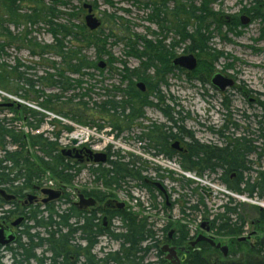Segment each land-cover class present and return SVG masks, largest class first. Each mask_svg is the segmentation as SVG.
<instances>
[{
    "label": "rangeland",
    "instance_id": "obj_1",
    "mask_svg": "<svg viewBox=\"0 0 264 264\" xmlns=\"http://www.w3.org/2000/svg\"><path fill=\"white\" fill-rule=\"evenodd\" d=\"M95 1L42 0L36 12H33V9L36 8L35 3L29 0L22 1L20 3L22 10L19 11L18 17L10 20L7 16L2 18L4 29H8L7 31L12 33V37H15V40L3 38L0 41V45L4 48L3 52L0 51V66L4 68L5 65V69L8 70L9 67L20 61L23 66L21 71L26 73L24 76L35 82L36 90L41 91L43 99L44 97L61 95L59 91L49 89V84L42 81V78L47 75L54 74L56 69L63 68L61 59L56 55V50L48 49L41 56L34 57L32 56V49L55 46L57 39L63 41V36H61V27L63 26L72 27L78 32L79 30L76 29L86 27L85 17L88 16V12L83 9V5L87 3L92 7L94 6V16L103 22V26L98 30L100 33H97L99 34L97 36L103 40L102 49L105 47V53L98 55L94 47H89L83 52V55L92 62V68L87 70V76L83 80L85 84L82 88L80 90L74 88L72 92L63 95L64 100L62 102L75 99L74 104L81 105L86 110L95 113V111H98L99 106L106 101L112 100L114 103H120L122 100H128L129 103L136 106L154 107L155 110H158V113L153 110H145L143 113L145 115L143 117L144 120L136 124L139 126L133 127V130L124 127V131L119 133V137H117V134L113 136V131H111L109 126H104L103 121H100L98 116L96 118L98 119L96 122L97 126H91L65 119L54 113L45 112L51 120L57 119L62 121L63 124L73 127L72 133L86 131L90 136L88 144L92 148L105 149L112 146L115 152L121 156H128L129 160L132 158L130 155L137 156L135 159L138 158L141 164L145 161V158L142 160L143 158L140 156L143 153L141 147L128 146L121 139L127 135L139 136L143 129L150 126L149 118L153 115L159 118L161 124L169 126L170 119L160 113L161 108L159 106L170 107L173 110L172 117L178 119V122L181 123L182 132L184 129L187 135L184 136V140L187 142L194 139L200 145L208 146L210 143L222 139V134H224V138L227 139L228 143L244 137L257 143L261 142L258 137L260 136V123L263 124L264 129V109H262L264 105V21L260 18L253 19L251 16V22L246 26L239 21L240 18L247 17L242 15V12L250 8L253 0H218L216 4L212 5V8L224 18L221 27L209 20L211 39L206 44V49L210 50L212 54L216 53L217 57H219V59H213V64L210 63L209 57H206L204 52L200 54L199 51L192 52L188 49L190 45L195 47L199 44H191L187 41L178 42V37L173 29L175 24L171 23L173 21L172 18H170V25L167 30L163 31L157 25L149 22L150 10L143 9L137 0H111L110 3H113L112 5L105 4L104 0H98L97 8L94 5ZM262 1L264 2V0ZM172 8L173 6L170 9L172 10ZM1 14L2 11L0 10ZM2 20L0 19V22ZM10 21H14L15 24ZM236 22L239 24L236 25ZM80 33L82 32L80 31ZM3 34L8 35V33ZM128 39H132V41L128 42ZM142 39L145 40L142 41ZM145 41L152 42L153 46L159 47L162 54H167L168 56L164 58V61H168L169 65L171 62L173 64V61L179 57L194 55L198 59L197 70L188 72L176 69L172 70L168 76H165L161 65L154 62L160 73L157 76L153 68L147 69L146 57L136 56L145 53L144 43L145 45L147 44ZM63 42L67 49H71L76 44V41L70 38ZM171 51H173L174 55ZM146 53L151 55V51ZM199 54L200 57L198 56ZM101 62L105 64L103 69L99 68ZM54 67L56 68L54 69ZM3 68L1 69L2 72ZM209 69H211V73L208 72ZM217 73L232 78L235 81L234 87L227 89L224 93L214 88L211 84V77ZM161 78L165 79L164 83H162ZM130 81H134L135 85L143 82L147 83V85L151 83L152 88H147L145 94L139 91L142 99L139 97L131 101L129 100V90H127ZM153 85L159 86V94L156 95L157 92H155ZM10 90L14 91L13 89ZM25 90L29 91V88L27 87ZM23 94L24 91L20 92L18 96H13L0 90V104L3 106L13 102L15 106L12 108L24 105L34 110L42 111L36 103L22 100L20 97ZM160 96L163 97L162 100ZM142 103L145 105H142ZM4 117L13 122L11 125L16 128V131L23 130L26 134H32L31 129L22 120V114L5 110L2 114L0 113V119ZM99 125H103L104 129L99 130L97 128ZM226 126L228 128H225ZM52 128L54 129L55 127L49 125V123L45 124L42 127L43 133L46 135V132H52ZM64 138L60 144L61 151L69 149L65 145ZM254 145L260 146L258 144ZM199 151L207 155L206 149H199ZM255 159L256 156H251L250 161L259 163V165L255 164L254 167L252 166L255 169L250 175L252 180L257 178V171L264 167V160L258 162ZM177 169L175 165L173 168V171L176 172L175 174L185 179L183 180L185 182L186 180L192 182V185L184 187L182 186L184 184L183 181L182 184L174 185L177 189V194L181 196L180 206L183 210H187L185 215L182 213L180 216L179 207H173L168 211V214H171L175 217V220L179 221L175 224L177 227L184 225L188 228L190 236L197 237L201 224L207 221L210 216L209 207L211 205L209 206V202L203 195L202 190L212 192L210 185L225 188L221 184L213 182L212 175L208 171L202 174L189 173L184 166H181V171L178 170L181 172L180 174L175 171ZM81 173L75 179L74 185L69 189L70 191L74 192L75 189H81ZM247 177L248 175L244 176L245 179ZM41 183L42 188L59 189L57 181L53 180L49 175ZM166 185L167 187H172V183ZM194 190L197 191L193 192ZM227 191L230 190L227 189ZM216 193L215 199L217 202L225 203L226 199H223L222 196L226 195L227 192L223 193L222 190L216 191ZM38 197L39 201L42 202L41 199H44V197L41 193H38ZM132 197L133 199L129 203L130 208L132 211H136L138 216L145 217L142 211L144 209L147 211L148 206L144 199L142 201L144 196L134 190ZM201 198L203 206L199 209V212L194 213L188 210L190 206L197 205ZM240 198H245L248 201L244 203L235 199L238 204L245 205L250 209L259 208L260 204L264 203L262 200L251 199L245 195L240 196ZM136 199L139 200L136 202L134 201ZM185 201H187L189 206H185ZM140 202L144 204V209H141ZM55 204L61 210L66 208L63 200ZM3 209L5 211L14 210L11 204H6ZM161 212H163V208H157L153 215L158 220L152 219L153 223L149 224H153V230L156 233L159 244L163 245V237L167 233H163L162 230L169 220L168 214L165 213L163 215ZM4 216H8V214ZM17 216L19 215L1 218L0 215V221L9 223L10 221H15ZM158 217L161 218L159 219ZM175 225L172 224L173 227ZM110 227L118 229L119 224L110 225ZM119 229L121 228L119 227ZM119 248L120 246L117 242L102 238L99 246L95 249V253L102 257L105 253L118 251ZM1 254L5 257L3 260L5 264L13 263L9 251L3 249ZM206 256L205 254L203 257L210 264H231L230 261H226L221 256H217V258H206ZM155 258L158 259L155 253L150 254L146 258V262L157 263Z\"/></svg>",
    "mask_w": 264,
    "mask_h": 264
},
{
    "label": "trees",
    "instance_id": "obj_2",
    "mask_svg": "<svg viewBox=\"0 0 264 264\" xmlns=\"http://www.w3.org/2000/svg\"><path fill=\"white\" fill-rule=\"evenodd\" d=\"M22 1L24 0H0V10L2 11L0 19L2 20L3 16H7L9 20L18 17L19 11L22 10L20 7ZM29 1L36 5L33 12L38 11L37 8L42 0ZM70 1L81 2L84 0ZM97 1L98 0H96L94 4L96 8ZM110 1L111 0H104L105 4L112 5L113 3H110ZM137 1L141 4L143 9L150 10L149 22L165 31L170 25V18H172L173 21H171V23L173 22L175 24L173 29L178 37V42L187 41L191 44H199L195 47L190 45L188 49L192 52L199 51L200 54L204 52L205 56L209 57L211 64H213L214 58L219 59L216 53L212 54L210 50L206 49V44H208L211 39V25L209 20L221 27V23L224 19L212 8V5L216 4L218 0ZM85 4L87 3H84V5ZM171 6H173L172 10L170 9ZM263 9L264 2L262 0H253L250 8L246 9L245 12L253 19L260 18L264 21ZM10 22L15 24L14 21ZM101 23L103 26L102 21ZM235 24L237 25L239 23L236 22ZM87 29V26L81 27L76 29L79 30L78 32L72 27H61L63 41L69 38L76 41V44L71 49H67L64 42L58 39L55 42V46L32 49V56L34 57L41 56L48 49L56 50V55L61 59L63 68L56 69L54 74L47 75L42 78V81L49 84V89L57 90L61 95L44 97L43 99L41 91L36 90L35 82L24 76L26 73L21 71L23 66L20 61H17L14 66L9 67L8 70L5 69V65L4 68L0 66V90L13 96H18L20 92L24 91V94L21 95L20 98L25 101L36 103L43 111H37L36 109L34 110L24 105L10 108L0 104V113L2 114L5 110H8L16 114H22V120L31 131H39L48 123L55 127L52 132H46V135L45 133L26 134L23 130L16 131V128L11 125L13 122L8 118L4 117L0 119V187H4L3 189L9 194L14 195L18 201L24 200L27 197V192L32 190L35 186L42 188L41 181H43L47 175L57 181L59 189L61 187L62 189L67 187L72 188L75 179L82 171V167L78 161L65 158L61 154L62 151L59 140L64 134L73 132V127L67 126L57 119L51 120L45 112L54 113L65 119L91 126H97L96 122L98 119L103 122L110 120L111 125H109V127L117 131L118 136L119 133L123 132L122 124L126 125L125 127L129 126V121L123 118V116L127 115V107L133 105L129 103L128 100H122L120 103H114L112 100L106 101L99 106L98 111H95V113L86 110L81 105L74 104L73 102L75 99L62 102V100H64L63 95L72 92L74 88H78V90L82 88L85 84L83 80L87 76V70L92 68V62L83 55V52L89 47H94L98 55L105 53V47L102 49L103 40L97 36L99 35L97 33L100 32L98 30L90 32ZM7 30L8 29H4V21L2 20V22H0V41L3 38L8 40L12 39V41L15 40V37H12V33ZM80 31L82 33H80ZM3 33H8V35ZM135 36L139 37L138 35ZM143 40L145 39H142V41ZM130 41H132V39H128V42ZM145 42L147 43L146 45L144 43L145 53L136 56L147 58V69L153 68L157 76H159L160 73L154 62L161 65L165 76H168L172 70L178 69L172 68V62L169 65L168 61H164V58L168 55L165 53L162 54L158 46H153L152 42ZM0 51H4L2 45H0ZM148 51H151V55H147L146 52ZM171 52L173 53V51ZM200 54L198 55L199 57ZM2 68L3 72L1 71ZM55 68L56 67H54V69ZM208 72L211 73V69H209ZM161 81L164 83L165 79L161 78ZM145 84L147 85V83ZM10 86L12 87L9 88ZM27 87L29 91L25 90ZM153 87H155V92H157L156 95L159 94V86L156 87L153 85ZM147 88H152L151 83L147 85ZM127 90H129V100L133 101L139 97L142 99L134 81L129 82ZM160 99L162 100L163 97L160 96ZM142 105L145 104L142 103ZM119 106L123 107L121 111ZM262 109H264V105ZM165 114L167 118H170L169 113L165 112ZM97 116L98 119H96ZM115 116H118V118L114 119ZM260 125V136L258 138L261 142H254L247 137L241 138L240 140L243 141L244 148L247 149V158L243 163H238L235 162L237 161L235 159L236 157L232 156L230 166L240 169L243 177L248 175L244 183L245 189L241 191L242 194L248 193L250 196H253L257 193L260 199H264V167L257 171L256 179L252 180L250 176L253 170H255L253 169L255 164L259 165V163L250 161L251 156H257L255 160L258 162L264 160V129L263 124L260 123ZM99 129H104V126L99 125ZM183 136H187L184 129ZM254 144H258L261 147ZM12 148L15 149L12 150ZM232 153L234 152L232 151ZM123 158L124 160L121 165L124 169H120V174L113 177V180L120 186L123 185L122 183L128 182V180L125 181V178H135L134 175L129 174L127 168H130L131 163H134L136 159L131 158V160H129L127 157ZM186 162H189V166H191L190 169H188L189 167ZM205 162V153L203 152L202 154V152L198 151L193 158L192 156L188 159L184 157L183 165L181 166H184L185 170L190 173L195 172L202 174L207 171ZM93 172L95 174L94 170ZM125 175L128 176L125 177ZM135 180L138 181L140 187L143 183V177H136ZM183 180L185 179H181L180 184H182ZM106 182L111 185V181ZM183 183L182 186L184 187L192 185V182L187 180L186 182L183 181ZM196 191L197 190H194L193 192ZM63 200L64 205L67 207L68 204L70 205L63 210L56 207L55 203L30 206L22 210L21 214L25 216L27 220L26 224L23 226L24 231L22 232V236L16 245L6 249L11 253L12 264H152L147 263L146 258L154 249L157 251V256H161L160 244L153 230L154 226L150 225L144 217H140L136 213H120L119 217L122 220V224L119 227L121 229H119V227L115 229L110 226L109 229H106L104 220L101 218L98 220V212L86 213L84 215L77 207L71 204V200L68 196L64 197ZM6 204L7 203L0 197V208H4ZM8 204H11L14 210L5 211V214H8V216L4 218L19 213V205H17V202ZM185 206H189L187 201H185ZM202 206L203 200L201 198L197 205L190 206L188 210L197 213ZM15 207L17 210H15ZM186 210L187 209H182L184 215L186 214ZM219 222L221 224V230H224L227 228L226 226H228L229 220L223 219L222 216ZM236 225H238V223H236ZM169 227H172V224ZM178 227L179 235H177L175 239L179 242L178 244H182L189 239L190 233L186 226L182 225ZM234 232L242 234L241 228ZM102 238L117 242L120 246L119 250L105 253L102 257H99L98 254L95 253V249L99 246ZM1 250L3 249L0 248V264H5L3 261L5 257L1 254ZM161 261L162 260H160V262ZM184 264L208 263L204 257L195 255L189 258Z\"/></svg>",
    "mask_w": 264,
    "mask_h": 264
},
{
    "label": "flooded vegetation",
    "instance_id": "obj_3",
    "mask_svg": "<svg viewBox=\"0 0 264 264\" xmlns=\"http://www.w3.org/2000/svg\"><path fill=\"white\" fill-rule=\"evenodd\" d=\"M242 15L250 17V15L245 11L242 12ZM241 20L242 18L239 19V21ZM172 68H174L173 64ZM159 107L161 108L160 113L162 115L165 116V112L170 114V118L168 117L170 119L169 126L161 124L159 118L153 115L151 118L148 117L150 126L143 129L142 133H140L139 136L127 135L125 138L121 139L124 144L131 147L140 146L143 150V153L140 156L143 158L142 160H144L145 158V161L140 164V161L137 158V162L134 161V163H131L130 168H127L129 174L134 175L135 178L140 176L143 177V183L140 187L135 186L138 185V181L135 180L134 177H127L128 175H125V177H127L125 178V181L128 180V182L122 183V186H120L113 180L114 176L120 174V169H124V167L121 165L122 161L124 160L123 157L128 156L119 155V153L113 150L112 146L106 147L105 149H97V147L92 148L88 144L89 141H87L84 142L78 149V151L80 152V157L77 161L82 167L81 189H79L78 191L75 190L74 192L70 191V188L60 189L62 194L61 198L58 201L49 202L48 204L57 203L60 200H63V198L66 196L69 197V199L71 200V204L74 207L75 203H77L79 200V195L84 196L86 200L94 199L96 205L84 210H78L84 215L86 213L98 212V220L99 218L103 219L106 229H109L110 225L118 223L120 226L122 224V220L119 217L120 213H136V211H132L130 205L127 202H122L120 200V198H122L123 196L127 197L129 202L132 201V194H134V190H136L139 192L138 194H142V196L145 197H143V199L147 202V211L144 209V204H142L141 202L140 207L141 209L145 210H143L142 213L145 215L144 218L147 219L148 223H153L152 219H155L156 221L158 220L153 215V212H155L157 208H163V212H161V214L165 215V213L168 214V211L173 207H179V214L181 216V196L177 194V189L176 187H174V185L180 184L182 178L177 176L171 170H164L161 165V160L172 161L176 163V165H179L181 168V165H183L184 157L188 159L190 158V156H192L193 158L195 157L199 149H206L207 155L205 165L207 166V171L212 175L213 182L219 183L224 186V190L220 187H218V189H220L221 191L223 190V193L227 192L226 195L222 196L223 199H226L225 203L221 204V202H217L215 196L213 195V198H211L209 202V206L211 205L209 207L210 216L208 217L207 221L201 224L198 236L192 237L189 235V239L182 244H178L179 242L177 241V239H175V237L179 235V227H177V225L175 224H177L179 221L175 220V217H173L171 214H168L169 221L168 223L165 222L167 225L162 230L163 233L165 232L167 233V235L163 237V245L160 244V253L162 257L157 256L156 249H154L151 254H156V256L158 257V259L155 258L157 263L167 264L165 260L166 256L162 254L161 250L164 246L169 245L177 252L180 261H182L183 256L187 257L186 261L182 264L186 263L187 260L192 256L196 255L203 257L205 254L207 255L206 258H217V256H221L226 261H230L231 264H263L264 209L260 207L250 209L245 205L238 204V202L232 197V195H237L238 197L245 195L251 199L254 198L256 200L264 201V199H260L257 193L253 196H250L248 193H241V191L245 189L244 183L246 180L241 175L240 169H236L230 166L232 156L236 157L235 159L237 161L235 162L238 163H243L246 160L247 149L244 148L243 141L240 140L241 138H238L235 139L234 142L228 143L227 139L224 138V134L221 133L222 139H219V141L217 142L210 143L208 146L200 145L194 139H191L189 142H187L184 140L185 138L180 126L181 123L178 122V119L172 117L173 110L170 107ZM119 108L120 111L123 109L122 106H119ZM145 110H153L158 113V110H155L154 107L151 108V106L129 105L127 107V115L123 116V118H126L127 121H129L128 129L133 130V127L139 126L136 124H138L137 122L144 120L143 117L145 115L143 113ZM116 118H118V116H115L114 119ZM103 124L104 126L111 125L110 120L104 121ZM122 126L124 131V127L126 125L122 124ZM97 128L99 129V127ZM225 128L228 127L226 126ZM110 129L111 131H113V136L114 134H117V137H119L117 131L113 130L111 127ZM176 143H179V146H176ZM232 151L234 153H232ZM96 154H105L106 162L95 163ZM130 156L132 158L137 157L132 155ZM186 164H188V169H190L191 166H189V162H186ZM93 170L95 171V174ZM106 181H111V185ZM169 183H172V187H167L166 184ZM153 184H159L162 186V188L154 186ZM39 189L42 188L35 186L32 190H29L27 192V197L24 200L18 201L17 199L16 201L9 202H17V205H19V216L15 218V221L9 222L11 226H9V223L0 221V225L4 226L7 229H10L13 233H16L18 235V241L22 236V232L24 231L23 226L27 222L25 216L21 214L22 210L30 206L48 205L43 204L39 201L38 193H41ZM227 189L236 194L227 191ZM29 195H34L36 197V200L31 202L28 198ZM44 199H41V201H43ZM109 201L122 203L124 205V208L106 209L105 204ZM243 202L246 203V201ZM69 206L70 205L68 204V207ZM68 207L66 206V208ZM15 210H17L16 207ZM0 215L1 218L5 217V210L3 208H0ZM222 216L223 219H226L227 221L229 220L228 226H226L227 228L224 230H221V224L219 222V219H221ZM158 218L160 219L161 217ZM18 219H22L21 223L17 227H13V224ZM170 223L174 224L175 226L169 227L171 225ZM236 223H238V225H236ZM239 228H241L242 234H237L236 232H234L239 230ZM200 236L207 237L208 239L212 240L215 245H212L209 242L202 241L194 248H190L189 244L194 242ZM217 245H220L221 249L217 248ZM222 248H224V250L226 251V255H224V251ZM183 249L185 250L183 251ZM160 260L162 261L160 262ZM207 263L210 264L208 260Z\"/></svg>",
    "mask_w": 264,
    "mask_h": 264
},
{
    "label": "water",
    "instance_id": "obj_4",
    "mask_svg": "<svg viewBox=\"0 0 264 264\" xmlns=\"http://www.w3.org/2000/svg\"><path fill=\"white\" fill-rule=\"evenodd\" d=\"M84 9L88 12V16H86L85 18V22H86V26L87 28L91 31H97L102 23L100 22V20H98L94 15H93V7L90 4H85L84 5ZM242 25L246 26L250 23L249 20H245L242 19L241 20ZM174 66L175 68H179L182 70H186L188 72H194L197 69V60L194 56H182L177 58L174 61ZM99 67L101 69H103L105 67L104 63H100ZM211 83L214 86V88H216L219 92L223 93L225 92L227 89L232 88L235 84V82L231 79L228 78L220 73L215 74L212 78H211ZM138 89H140L142 92L146 91V84L145 83H140L138 85ZM5 106L7 107H14L15 103L10 102L8 104H6ZM71 143L73 146H77L78 145V141L77 140H71ZM75 151H67V150H63L62 151V155L66 158L72 157L73 153ZM75 156L74 158H78V152H75ZM95 162L96 163H105L106 162V155L105 154H98L95 156ZM157 187H161L159 185H155ZM162 188V187H161ZM44 196H48L47 199L43 200L42 203L43 204H47L49 202H53L56 201L58 199H60L61 197V192L59 191H53L50 189H43L41 192ZM206 195L208 197L211 196V194H207ZM0 197H2L6 202H12L16 200V197L13 195L8 194L5 190L0 189ZM30 201L33 202L34 200H36L35 196H30ZM116 204L115 202L109 201L105 204V208H114L116 206L122 208L123 205ZM94 205H96V202L94 200H84L83 196L79 197V201L75 204V206L79 209V210H84L87 209L89 207H93ZM22 219H19L18 221H16L13 224V227H17L20 223H21ZM18 235L16 233H13L10 229L5 228L4 226L0 225V248H7V247H11L18 239L17 237ZM200 241H207L206 237L200 236L198 238V240L192 244V246L194 247L195 244H197ZM212 245H215L214 242L212 241ZM217 248L221 249L220 245L216 246ZM224 251V255H226V251L224 250V248H222ZM162 254H164L166 256V261H169L170 263H177L180 262L178 255L176 253V251L174 249L169 248L168 246H165L162 248ZM185 258H183L182 260H184ZM176 261V262H175Z\"/></svg>",
    "mask_w": 264,
    "mask_h": 264
},
{
    "label": "bare ground",
    "instance_id": "obj_5",
    "mask_svg": "<svg viewBox=\"0 0 264 264\" xmlns=\"http://www.w3.org/2000/svg\"><path fill=\"white\" fill-rule=\"evenodd\" d=\"M94 15V14H93ZM86 18V17H85ZM242 19H245V20H249L250 22H251V19L250 18H248V17H243ZM101 22V21H100ZM242 23V22H241ZM102 26V25H101ZM101 28V27H100ZM99 28V29H100ZM98 29V30H99ZM89 30V29H88ZM90 31V30H89ZM91 32V31H90ZM95 32V31H94ZM189 56H194V55H189ZM195 57V56H194ZM196 58V57H195ZM196 60H197V68H198V59L196 58ZM175 61V60H174ZM174 61H173V67L175 68V66H174ZM100 68V67H99ZM197 70V69H196ZM195 70V71H196ZM194 71V72H195ZM215 75V74H214ZM213 75V76H214ZM212 76V77H213ZM211 77V78H212ZM140 84V83H139ZM139 84H137L136 85V88L138 89V85ZM146 88H147V86H146ZM138 90H140V89H138ZM141 91V90H140ZM142 92V91H141ZM147 92V89H146V91L145 92H142V93H146ZM7 107V106H6ZM11 108V107H10ZM52 130H54L53 128H52ZM78 132H80V131H78ZM32 134H44L43 133V130L42 129H40L39 131H32ZM74 133H72L71 132V134L70 133H66V134H64L63 136H62V138L59 140V143L61 144V140L64 138L65 139V145H66V147H68L69 149L67 150V151H69V150H71V151H75V152H78V155H79V157H80V152L78 151V147H72V143H71V140H77L78 142H87V141H89V138L87 139V137H88V133H86V132H82V133H78V134H76V135H74L73 137H71L72 135H73ZM90 137V136H89ZM66 142H67V144H66ZM176 146H179V143H176ZM72 147V148H71ZM63 151V150H62ZM73 153V156L72 157H69L68 159H73V160H78L79 159V157L78 158H74V156H75V154L76 153ZM61 154H62V152H61ZM96 155H98V154H96ZM95 155V156H96ZM64 157V156H63ZM66 158V157H65ZM96 163V162H95ZM161 165H162V168L164 169V170H166V171H169V170H171V171H173V168H174V166L176 165V163H174V162H172V161H167V160H161ZM177 170H175V171H178V170H180L181 171V168H180V166L178 165L177 166ZM176 169V168H175ZM174 172V171H173ZM179 172V171H178ZM174 173H176V172H174ZM180 174H181V172H179ZM179 174V175H180ZM182 176V175H181ZM180 177V176H179ZM154 186L156 185V184H153ZM157 185H159V184H157ZM159 186H161V185H159ZM162 187V186H161ZM4 187H0V189H2V190H4L3 189ZM210 188H211V191L212 192H207V191H205V190H202V193H203V195L206 197V199L208 200V202H210V200H211V198H213V195L216 197L217 196V193H216V191H221L220 189H218V187L217 186H213V185H210ZM43 189H50V190H53V191H59V192H61V190L60 189H54V188H51V187H47V188H42V189H39V191L40 192H42V190ZM75 190H79V189H75ZM224 190V189H223ZM7 192V191H6ZM8 193V192H7ZM139 193V192H138ZM206 193L207 194H211V196L210 197H208L207 195H206ZM9 194V193H8ZM42 194V193H41ZM43 195V194H42ZM14 196V195H13ZM30 196H34V195H29L28 196V198L30 197ZM44 196V195H43ZM62 196V195H61ZM80 196H82V195H79V197ZM45 197V199H47L48 198V196H44ZM84 197V196H83ZM232 197L234 198V199H238V200H241L242 202L243 201H248V200H246L245 198L244 199H241L240 197H238L237 195H232ZM2 198V197H1ZM61 198V197H60ZM140 198V197H139ZM3 199V198H2ZM44 199V200H45ZM4 200V199H3ZM16 200H17V198H16ZM15 200V201H16ZM29 200H30V198H29ZM59 200V199H58ZM84 200H86L85 198H84ZM89 200H94V199H89ZM120 200L122 201V202H127L128 204L130 203L129 202V200L127 199V197H123L122 196V198H120ZM139 200V199H138ZM137 199L136 200H134V201H138ZM5 201V200H4ZM57 201V200H56ZM79 201V200H78ZM86 201H88V199L86 200ZM95 201V200H94ZM142 201H143V198H142ZM6 202V201H5ZM13 202V201H12ZM54 202V201H53ZM112 202H115L116 204H114V205H117V204H120V205H123L122 203H118V202H116V201H112ZM252 202V201H251ZM6 203H9V202H6ZM48 204V203H47ZM76 204V203H75ZM261 206H263L264 207V203H262V204H260ZM76 207V206H75ZM124 208V205H123V207L122 208H120V207H118V206H116V207H114V208H106V209H123ZM23 219V218H22ZM19 220V219H18ZM17 220V221H18ZM203 228H204V226H203ZM203 237H205V236H203ZM199 238V237H198ZM198 238L194 241V242H192V243H190L189 244V247L190 248H194L197 244H199L200 242H202V241H200V242H198L197 244H195V246L193 247L192 246V244L193 243H195L197 240H198ZM207 238V237H206ZM207 240H208V242L209 243H211L212 244V240H210V239H208L207 238ZM17 241H18V239H17ZM16 241V242H17ZM16 242L12 245V246H14L15 244H16ZM204 242H207V241H204ZM11 246V247H12ZM166 246H168L169 248H171L169 245H166ZM165 247V246H164ZM8 248V247H7ZM171 249H173V248H171ZM185 249H183V251H184ZM162 251V250H161ZM177 253V252H176ZM182 258H185L184 260H182V261H180V262H177V263H175V264H182L183 262H185L186 261V256H183ZM165 260H166V258H165ZM167 262V264H174V263H170L169 261H166Z\"/></svg>",
    "mask_w": 264,
    "mask_h": 264
},
{
    "label": "built area",
    "instance_id": "obj_6",
    "mask_svg": "<svg viewBox=\"0 0 264 264\" xmlns=\"http://www.w3.org/2000/svg\"><path fill=\"white\" fill-rule=\"evenodd\" d=\"M84 132H86V131H84ZM76 134H78V132L77 133H74L71 137H73L74 135H76ZM89 138V134H88V137H87V139ZM80 144H82L81 142H79ZM66 144H67V142H66Z\"/></svg>",
    "mask_w": 264,
    "mask_h": 264
}]
</instances>
